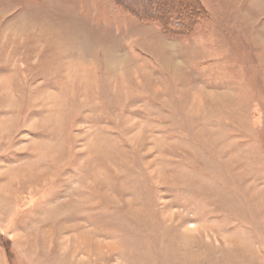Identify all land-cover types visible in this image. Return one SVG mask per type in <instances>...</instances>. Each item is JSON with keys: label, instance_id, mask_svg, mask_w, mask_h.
<instances>
[{"label": "rangeland", "instance_id": "1", "mask_svg": "<svg viewBox=\"0 0 264 264\" xmlns=\"http://www.w3.org/2000/svg\"><path fill=\"white\" fill-rule=\"evenodd\" d=\"M200 2L0 0V264H264V0Z\"/></svg>", "mask_w": 264, "mask_h": 264}, {"label": "trees", "instance_id": "2", "mask_svg": "<svg viewBox=\"0 0 264 264\" xmlns=\"http://www.w3.org/2000/svg\"><path fill=\"white\" fill-rule=\"evenodd\" d=\"M129 1L115 0V4L143 22H158L164 27L165 32L166 28H169L175 33L170 34L173 37L194 36L193 32L197 27L210 17L200 0H155L146 6L147 8L142 4L133 7ZM145 16L148 17L146 20L143 19Z\"/></svg>", "mask_w": 264, "mask_h": 264}]
</instances>
